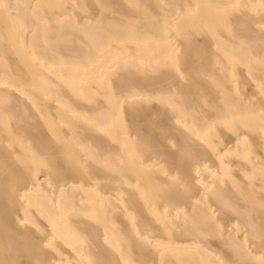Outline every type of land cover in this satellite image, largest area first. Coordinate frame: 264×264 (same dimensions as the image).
<instances>
[{
    "label": "bare ground",
    "instance_id": "6f19581e",
    "mask_svg": "<svg viewBox=\"0 0 264 264\" xmlns=\"http://www.w3.org/2000/svg\"><path fill=\"white\" fill-rule=\"evenodd\" d=\"M0 264H264V0H0Z\"/></svg>",
    "mask_w": 264,
    "mask_h": 264
}]
</instances>
